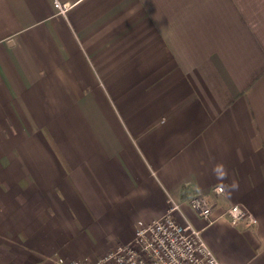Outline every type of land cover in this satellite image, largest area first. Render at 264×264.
Here are the masks:
<instances>
[{"label": "crops", "instance_id": "obj_1", "mask_svg": "<svg viewBox=\"0 0 264 264\" xmlns=\"http://www.w3.org/2000/svg\"><path fill=\"white\" fill-rule=\"evenodd\" d=\"M59 1L0 0V264L95 258L169 199L203 227L194 195L223 264H264V0Z\"/></svg>", "mask_w": 264, "mask_h": 264}, {"label": "built area", "instance_id": "obj_2", "mask_svg": "<svg viewBox=\"0 0 264 264\" xmlns=\"http://www.w3.org/2000/svg\"><path fill=\"white\" fill-rule=\"evenodd\" d=\"M53 5L61 13L68 7L59 0H54ZM215 191L222 192V186H216ZM187 205L203 227L185 215L179 202L169 199L164 213L149 221L138 220L128 240L95 258H59L58 264H223L202 236L203 228L214 221L206 198L194 195ZM225 214L232 223L257 224V218L238 203L230 204Z\"/></svg>", "mask_w": 264, "mask_h": 264}, {"label": "rangeland", "instance_id": "obj_3", "mask_svg": "<svg viewBox=\"0 0 264 264\" xmlns=\"http://www.w3.org/2000/svg\"><path fill=\"white\" fill-rule=\"evenodd\" d=\"M125 237V233L122 232L120 227H111L108 229H103L99 236L96 238L97 244L99 246H107L113 245L118 241L123 240Z\"/></svg>", "mask_w": 264, "mask_h": 264}, {"label": "clouds", "instance_id": "obj_4", "mask_svg": "<svg viewBox=\"0 0 264 264\" xmlns=\"http://www.w3.org/2000/svg\"><path fill=\"white\" fill-rule=\"evenodd\" d=\"M219 168H222V166H218V169H219Z\"/></svg>", "mask_w": 264, "mask_h": 264}]
</instances>
